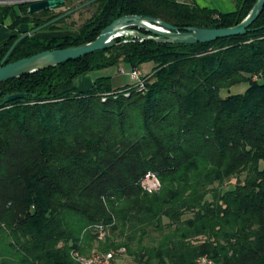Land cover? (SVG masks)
Wrapping results in <instances>:
<instances>
[{"label": "trees", "instance_id": "16d2710c", "mask_svg": "<svg viewBox=\"0 0 264 264\" xmlns=\"http://www.w3.org/2000/svg\"><path fill=\"white\" fill-rule=\"evenodd\" d=\"M222 13L174 0H81L74 34L40 38L75 10L17 6L3 65L88 44L113 21L149 17L183 33L241 23L256 0ZM12 7H0L5 17ZM146 36L154 37L143 30ZM152 63L144 89L84 73ZM139 70V69H138ZM245 85L242 94L220 91ZM24 94L1 105L9 95ZM153 174L159 187L145 192ZM101 235V238L99 239ZM124 249L134 264H264V5L247 31L209 43L120 36L82 58L0 83V264H78Z\"/></svg>", "mask_w": 264, "mask_h": 264}, {"label": "water", "instance_id": "95a60500", "mask_svg": "<svg viewBox=\"0 0 264 264\" xmlns=\"http://www.w3.org/2000/svg\"><path fill=\"white\" fill-rule=\"evenodd\" d=\"M63 2L64 0H34L28 5L27 12L29 14H33L43 10H54L61 6ZM263 5L264 0H256L246 18L234 27L224 29L189 28L183 33L176 31L175 28L167 23L149 17H122L113 21L110 25L104 28L96 37V39L88 44L61 50L44 51L29 58L21 59L6 65H3L1 62L0 83L25 74L36 72L47 67H52L68 61L76 60L96 51L108 48L113 44V40L115 38L120 37L116 31L118 26L122 27L120 30L121 32H130L131 34L128 36L142 40H152L157 43L190 45L196 43H209L218 39L236 37L238 35L244 34L247 31L248 27L261 13ZM143 23H146L147 25H144ZM130 27L143 30L154 37L146 36L138 30H129ZM155 28H159L162 31H157ZM38 60H42L40 61L39 65L31 67V69L25 68L29 64ZM24 98H26V95L24 94L9 95L2 99L1 105Z\"/></svg>", "mask_w": 264, "mask_h": 264}, {"label": "rangeland", "instance_id": "374dc122", "mask_svg": "<svg viewBox=\"0 0 264 264\" xmlns=\"http://www.w3.org/2000/svg\"><path fill=\"white\" fill-rule=\"evenodd\" d=\"M69 1L71 3L70 8H74L75 10L69 14V17L65 20L64 24L50 26L47 31L41 34L42 36L52 37L74 34L75 28L80 26L90 16V14H92L93 8L91 7L85 6L79 8L81 7V0ZM62 12H67V8L61 7L54 10V13ZM152 67V63H145L139 66V71L144 76L150 73ZM120 71L125 73L128 72L124 65H118L81 74L75 79L74 87L77 91L85 92L92 87L94 81L103 77L109 78V85L112 89H119L124 86L132 85L133 83L129 81L127 75L121 74ZM245 88V85L234 86L228 90L220 91L219 96L224 98L228 95L242 94ZM118 260V264H134L130 257L126 255L118 257Z\"/></svg>", "mask_w": 264, "mask_h": 264}, {"label": "crops", "instance_id": "0c3cea01", "mask_svg": "<svg viewBox=\"0 0 264 264\" xmlns=\"http://www.w3.org/2000/svg\"><path fill=\"white\" fill-rule=\"evenodd\" d=\"M0 7H12V10L3 18L0 17V52L1 49L11 36L22 35L27 33L30 29L28 25H19L13 29H10L11 24L14 21L13 13L17 12V6L23 3H31L34 0H0ZM177 3L189 4L195 3L199 7H205L209 9H215L222 13H228L234 10V5L230 0H174ZM43 32L35 33L34 36L40 38H47L42 36ZM139 69V68H138ZM81 92V91H79Z\"/></svg>", "mask_w": 264, "mask_h": 264}, {"label": "built area", "instance_id": "2783aa9c", "mask_svg": "<svg viewBox=\"0 0 264 264\" xmlns=\"http://www.w3.org/2000/svg\"><path fill=\"white\" fill-rule=\"evenodd\" d=\"M2 1H0L1 3ZM135 38V37H134ZM139 41L142 39L135 38ZM121 74L127 75L130 82L133 83V86L136 88L137 91H142L144 89L146 79L143 78V75L138 69H133L129 72H122ZM142 189L147 193H152L156 191L159 187V182L155 178L153 174L147 173L142 182H141ZM101 238V235L99 239ZM124 249H118L117 251H108L105 253L102 252H95L91 253L88 256H77L74 255L75 260L78 264H118V257L123 256ZM210 262L202 259L200 264H209Z\"/></svg>", "mask_w": 264, "mask_h": 264}, {"label": "bare ground", "instance_id": "6f19581e", "mask_svg": "<svg viewBox=\"0 0 264 264\" xmlns=\"http://www.w3.org/2000/svg\"><path fill=\"white\" fill-rule=\"evenodd\" d=\"M143 24H144V25H147L146 23H143ZM147 27H149V26H147ZM121 29H122V27H121V26H118V27H117V30H116L119 36H123V35L128 36V35L131 34L130 32H125V33H124V32H121V31H120ZM155 30H157V31H162V30L159 29V28H155ZM120 33H121V34H120ZM40 61H42V60L35 61V62L29 64L28 66H26L25 68H26V69H31V67H34L35 65H39Z\"/></svg>", "mask_w": 264, "mask_h": 264}]
</instances>
